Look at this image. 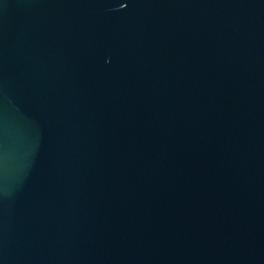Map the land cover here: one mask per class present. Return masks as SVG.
<instances>
[{"label": "water", "instance_id": "95a60500", "mask_svg": "<svg viewBox=\"0 0 264 264\" xmlns=\"http://www.w3.org/2000/svg\"><path fill=\"white\" fill-rule=\"evenodd\" d=\"M0 264H264V0H0Z\"/></svg>", "mask_w": 264, "mask_h": 264}]
</instances>
